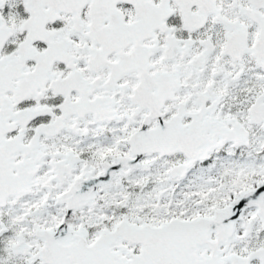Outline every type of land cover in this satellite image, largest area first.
<instances>
[{"label": "snow or ice", "instance_id": "6c2138e0", "mask_svg": "<svg viewBox=\"0 0 264 264\" xmlns=\"http://www.w3.org/2000/svg\"><path fill=\"white\" fill-rule=\"evenodd\" d=\"M0 264H264V0H0Z\"/></svg>", "mask_w": 264, "mask_h": 264}]
</instances>
